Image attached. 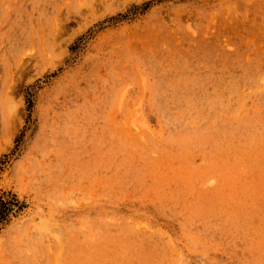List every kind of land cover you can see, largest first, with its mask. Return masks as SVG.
<instances>
[{
	"label": "rangeland",
	"instance_id": "obj_1",
	"mask_svg": "<svg viewBox=\"0 0 264 264\" xmlns=\"http://www.w3.org/2000/svg\"><path fill=\"white\" fill-rule=\"evenodd\" d=\"M0 264H264V0H0Z\"/></svg>",
	"mask_w": 264,
	"mask_h": 264
},
{
	"label": "trees",
	"instance_id": "obj_2",
	"mask_svg": "<svg viewBox=\"0 0 264 264\" xmlns=\"http://www.w3.org/2000/svg\"><path fill=\"white\" fill-rule=\"evenodd\" d=\"M6 202L1 200V205H0V221L4 219V216L6 215V212L8 208L6 207Z\"/></svg>",
	"mask_w": 264,
	"mask_h": 264
}]
</instances>
